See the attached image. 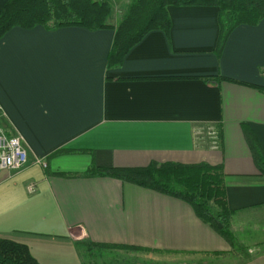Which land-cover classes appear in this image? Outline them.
<instances>
[{"label": "crops", "instance_id": "0c3cea01", "mask_svg": "<svg viewBox=\"0 0 264 264\" xmlns=\"http://www.w3.org/2000/svg\"><path fill=\"white\" fill-rule=\"evenodd\" d=\"M167 14L168 35L147 33L112 69V29L15 27L0 39V127L29 158L0 176V238L27 247L38 264H89L104 246L139 248L157 261L229 252L180 200L73 176L92 166H221L234 233L246 244L264 237V177L245 139L249 130L264 153L256 88L264 86V20L236 27L218 55L217 8L169 6Z\"/></svg>", "mask_w": 264, "mask_h": 264}, {"label": "trees", "instance_id": "16d2710c", "mask_svg": "<svg viewBox=\"0 0 264 264\" xmlns=\"http://www.w3.org/2000/svg\"><path fill=\"white\" fill-rule=\"evenodd\" d=\"M169 6H203L218 9L219 55L228 35L238 26H255L264 20V0H133L123 20L112 27L107 24L110 8L92 0H8L0 11V39L12 28L25 30L37 26L47 31L77 27L89 31L114 30L106 68L121 66L127 53L143 37L155 30L168 35ZM264 77V67L261 70ZM264 91L263 87H256ZM245 139L256 167L264 177V153L249 130ZM61 177L72 175L60 173ZM75 177H108L177 199L187 204L195 216L232 245L226 230L232 213L227 209L224 175L221 166L206 164H150L144 168L103 169L91 167ZM218 226L221 228L219 229ZM101 247V246H100ZM109 249L141 250L126 246ZM0 264H38L27 247L0 238Z\"/></svg>", "mask_w": 264, "mask_h": 264}, {"label": "rangeland", "instance_id": "374dc122", "mask_svg": "<svg viewBox=\"0 0 264 264\" xmlns=\"http://www.w3.org/2000/svg\"><path fill=\"white\" fill-rule=\"evenodd\" d=\"M94 2L106 3L110 8L111 16H121L133 0H92ZM108 17V18H109ZM114 20V19H113ZM232 218V216H231ZM231 218L226 227L232 237V245L228 244L230 250L226 253L195 259L192 256L173 257L168 261L151 260L148 253L141 250L110 249L99 250L93 254L89 264H264V237L249 239V244L243 243V236L235 234L231 227ZM263 241L260 244H250L251 241Z\"/></svg>", "mask_w": 264, "mask_h": 264}, {"label": "built area", "instance_id": "2783aa9c", "mask_svg": "<svg viewBox=\"0 0 264 264\" xmlns=\"http://www.w3.org/2000/svg\"><path fill=\"white\" fill-rule=\"evenodd\" d=\"M28 163V154L19 137L7 136L0 127V176L3 172L17 173L24 169ZM33 165L46 168L45 163L41 160H35ZM27 191L32 194L35 191V186L29 185Z\"/></svg>", "mask_w": 264, "mask_h": 264}, {"label": "water", "instance_id": "95a60500", "mask_svg": "<svg viewBox=\"0 0 264 264\" xmlns=\"http://www.w3.org/2000/svg\"><path fill=\"white\" fill-rule=\"evenodd\" d=\"M218 228L220 229L221 227H220V226H218Z\"/></svg>", "mask_w": 264, "mask_h": 264}]
</instances>
